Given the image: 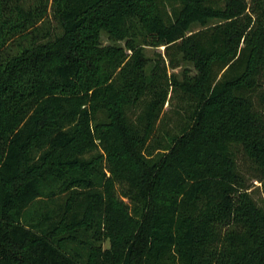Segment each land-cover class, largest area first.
Instances as JSON below:
<instances>
[{"label":"trees","instance_id":"16d2710c","mask_svg":"<svg viewBox=\"0 0 264 264\" xmlns=\"http://www.w3.org/2000/svg\"><path fill=\"white\" fill-rule=\"evenodd\" d=\"M0 264H264V0H0Z\"/></svg>","mask_w":264,"mask_h":264},{"label":"rangeland","instance_id":"374dc122","mask_svg":"<svg viewBox=\"0 0 264 264\" xmlns=\"http://www.w3.org/2000/svg\"><path fill=\"white\" fill-rule=\"evenodd\" d=\"M201 26L199 25H194L192 27V30L196 31L198 29H200ZM100 36L101 39V44L103 46H108V45H123L125 44L124 41H113L109 38L108 34L105 31H102ZM137 42L141 45H143V52L145 54V56L148 58V63L145 66L144 70H145V74H146V80H150L151 79V71L153 69V67L155 66V64L157 62L161 61V55L162 58H164L165 64L167 66V71L169 75H174L177 79V81L179 82H185L186 78L188 77H193L194 75H196L198 73L197 68L195 66V63L190 61L189 59L186 58H182V56H180V60H179V66L173 68L171 66H169L168 63V59L165 56V47L164 46H151V45H144L142 42L141 38L137 39ZM131 51H129L130 53ZM163 62L161 61V64ZM173 81V79H172ZM173 93L170 91L169 92V97L172 95ZM178 99L173 98L172 102L176 103ZM171 101V100H170ZM172 102H167L165 104L164 110H168L170 108L174 109V106L172 105ZM173 124V123H172ZM244 169H246L247 171H250V169H248V165L244 166ZM256 185H259L260 183L258 181H255ZM119 190V187H118ZM256 196H260L261 193L260 191H256L255 192ZM127 201V199H125ZM110 247V242L108 239L104 240L103 242V249H107Z\"/></svg>","mask_w":264,"mask_h":264}]
</instances>
